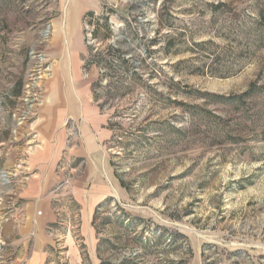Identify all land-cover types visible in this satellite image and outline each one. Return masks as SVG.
Here are the masks:
<instances>
[{
	"label": "rangeland",
	"instance_id": "374dc122",
	"mask_svg": "<svg viewBox=\"0 0 264 264\" xmlns=\"http://www.w3.org/2000/svg\"><path fill=\"white\" fill-rule=\"evenodd\" d=\"M263 8L106 0L86 20V77L112 136L89 242L71 216L82 264H264ZM14 69L0 70L11 116L35 77Z\"/></svg>",
	"mask_w": 264,
	"mask_h": 264
},
{
	"label": "crops",
	"instance_id": "0c3cea01",
	"mask_svg": "<svg viewBox=\"0 0 264 264\" xmlns=\"http://www.w3.org/2000/svg\"><path fill=\"white\" fill-rule=\"evenodd\" d=\"M105 1L0 0V70L29 76L37 63L30 53L44 56L41 73L28 79L42 94L34 118L17 126L0 111V174L10 181L0 182V264L83 262L71 216L80 213L89 242L95 208L109 196L102 171L112 133L86 77L84 32ZM24 97L19 89L8 99Z\"/></svg>",
	"mask_w": 264,
	"mask_h": 264
},
{
	"label": "built area",
	"instance_id": "2783aa9c",
	"mask_svg": "<svg viewBox=\"0 0 264 264\" xmlns=\"http://www.w3.org/2000/svg\"><path fill=\"white\" fill-rule=\"evenodd\" d=\"M85 40L88 45L92 44V38L94 33V28H91L89 25L85 27ZM30 56L33 59H36V66L33 71L34 76H38L42 70V62L44 60V56L42 54H35V52H31ZM35 78V77H33ZM28 91L25 93V97L23 99V106L21 109L17 110L12 114L13 120H15L17 126H22L26 123H29L34 118V106L38 104L42 99V94L38 91V87L35 85V81L32 79L27 85ZM6 182H9L6 178ZM5 246V244H3Z\"/></svg>",
	"mask_w": 264,
	"mask_h": 264
},
{
	"label": "trees",
	"instance_id": "16d2710c",
	"mask_svg": "<svg viewBox=\"0 0 264 264\" xmlns=\"http://www.w3.org/2000/svg\"><path fill=\"white\" fill-rule=\"evenodd\" d=\"M94 17H95V15L91 14V15L89 16L88 19H91V21H93ZM260 18H261V19L263 20V22H264V8H263L262 12H260ZM93 35H94V37H95V35H96V32H95V31H94ZM263 43H264V41H263ZM257 90H262V89H257V88H256V85H255V84H252L251 87H250V90H249L245 95H246V96H248V95H254V94L257 93ZM243 97H244V96H243ZM243 97H241V98H239V99H242Z\"/></svg>",
	"mask_w": 264,
	"mask_h": 264
},
{
	"label": "bare ground",
	"instance_id": "6f19581e",
	"mask_svg": "<svg viewBox=\"0 0 264 264\" xmlns=\"http://www.w3.org/2000/svg\"><path fill=\"white\" fill-rule=\"evenodd\" d=\"M1 176L3 177V179L6 181V177L4 176V174H1Z\"/></svg>",
	"mask_w": 264,
	"mask_h": 264
}]
</instances>
